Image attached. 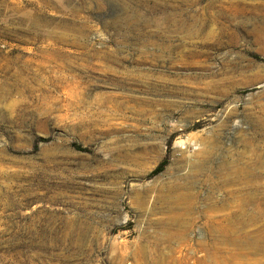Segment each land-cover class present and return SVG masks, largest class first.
<instances>
[{
  "label": "rangeland",
  "instance_id": "rangeland-1",
  "mask_svg": "<svg viewBox=\"0 0 264 264\" xmlns=\"http://www.w3.org/2000/svg\"><path fill=\"white\" fill-rule=\"evenodd\" d=\"M0 264H264V0H0Z\"/></svg>",
  "mask_w": 264,
  "mask_h": 264
},
{
  "label": "trees",
  "instance_id": "trees-1",
  "mask_svg": "<svg viewBox=\"0 0 264 264\" xmlns=\"http://www.w3.org/2000/svg\"><path fill=\"white\" fill-rule=\"evenodd\" d=\"M161 168H162V166H160V167L158 168V171H160V170H161Z\"/></svg>",
  "mask_w": 264,
  "mask_h": 264
}]
</instances>
